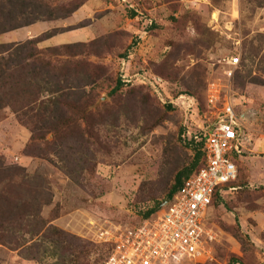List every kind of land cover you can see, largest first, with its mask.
Returning <instances> with one entry per match:
<instances>
[{
	"label": "rangeland",
	"instance_id": "1",
	"mask_svg": "<svg viewBox=\"0 0 264 264\" xmlns=\"http://www.w3.org/2000/svg\"><path fill=\"white\" fill-rule=\"evenodd\" d=\"M41 1L33 11L32 0H11L39 22L57 23L43 40L84 35L48 48L40 42L43 51L70 49L46 52L45 73L37 63L25 94L34 111L24 120L0 110V166L23 170L21 213L39 212L0 231V264H105L111 248L100 233L139 226L164 205L177 173L200 167L202 158L193 169L201 140L216 120L206 95L217 82L244 119V150L231 153L237 178L211 209L208 256L176 264H264V0ZM88 3L94 12L70 21ZM6 34L0 45L27 42L8 43ZM141 74L165 81L160 97L140 87ZM22 121L55 131L34 141ZM41 200L49 202L37 209Z\"/></svg>",
	"mask_w": 264,
	"mask_h": 264
},
{
	"label": "built area",
	"instance_id": "2",
	"mask_svg": "<svg viewBox=\"0 0 264 264\" xmlns=\"http://www.w3.org/2000/svg\"><path fill=\"white\" fill-rule=\"evenodd\" d=\"M129 9L135 8L129 6ZM239 64V57L230 58L231 70L226 75L231 77ZM121 65L125 67V61ZM136 77L140 85L150 87L157 97L164 92L165 82L155 75ZM121 79L123 83H131L127 74ZM220 87L219 82L210 84L206 95L207 107L215 111L216 120L204 135L205 165L185 181L171 200L166 199L169 202L165 206L139 226L101 232L99 241L111 248L105 264H176L183 259L208 256L205 246L216 241V234L208 223L213 199L217 193L222 196L226 186L236 180L237 166L230 155L243 152L245 135L244 119L237 114L230 99H222ZM179 100L184 106L185 100L188 101L190 107V98L181 96Z\"/></svg>",
	"mask_w": 264,
	"mask_h": 264
},
{
	"label": "trees",
	"instance_id": "3",
	"mask_svg": "<svg viewBox=\"0 0 264 264\" xmlns=\"http://www.w3.org/2000/svg\"><path fill=\"white\" fill-rule=\"evenodd\" d=\"M14 1H18L19 3H21L24 0H14ZM32 1L34 2V3L31 2L33 11L34 9L36 10V8L37 9L41 8L39 6L40 2H42L41 0H32ZM15 5L16 3L11 2V0H0V35L24 27H29L40 21L38 17L39 15L37 13L33 12L32 10L30 11L28 9L27 10L23 9L22 6H20L21 8L19 7L17 8V6ZM76 10L77 8L73 10V12ZM42 40L43 38L39 37L37 39L27 41L22 45H16V46L0 45V110L6 107H10L16 114L19 115V118H22L23 120L29 113H32L34 111L32 109H30V111H27L31 107V101L25 100L26 87L32 86V83L35 79V71L40 64H42L41 70L44 73L47 71L50 65V63H44L41 58L45 55L46 52H51L53 55H58V51L70 49L69 46H64L62 49L59 50H48V51L39 50L38 44ZM140 87H143L152 93L150 87L144 85H140ZM48 94L53 96L56 93L49 92ZM50 99L52 100H47V102L54 104L55 103L54 101L56 99L55 100L54 98H50ZM206 104H207V99H206ZM22 122H24L26 126L31 127L34 141L44 137L45 134H42L43 131L45 132L46 130L50 132L55 131L54 130L55 125L52 124H48L46 125V127L39 128L35 124H31L25 121ZM204 144H205V136L201 140L200 150L198 155H196L193 169L197 166L199 159L202 158L200 167L197 170L195 169V171L191 169L185 172L181 171L177 173L176 176L174 177L173 184L166 196V199L171 200L173 196L183 187L185 181L188 180L190 177L194 176L195 174H197L201 170V168H203V166L205 165ZM22 171L23 170L18 167H10L5 169L2 166H0V231H2V233L8 231L10 228H14V227L22 228L27 224L26 223L27 219L37 220L39 217V212L36 213V211H31L30 208H27L29 209L27 210L28 213L27 212L21 213V210L23 208L19 196L20 193L23 191L22 188H24L25 186V183L23 185L24 176L22 175ZM229 185L230 184H228L226 187L228 188ZM16 188L19 190H14ZM12 192L13 194H11ZM35 192L37 193V189H35ZM37 195H41V194L38 193ZM17 199L20 200L19 202H16L17 207L11 208L10 205L14 202V200L17 201ZM33 199L34 197L32 196L31 203H33ZM220 199L221 196L217 193L214 196L211 209L220 202ZM46 202L48 203L49 200H45V201L41 200V203L37 205V209L38 208L40 209L42 205L45 204ZM159 210L160 208L158 207L157 209L147 212L146 219L155 215ZM209 219H210V215L208 217V223H209ZM0 240H1V235H0ZM107 258L108 257H106V259ZM234 263L236 262L234 261Z\"/></svg>",
	"mask_w": 264,
	"mask_h": 264
},
{
	"label": "crops",
	"instance_id": "4",
	"mask_svg": "<svg viewBox=\"0 0 264 264\" xmlns=\"http://www.w3.org/2000/svg\"><path fill=\"white\" fill-rule=\"evenodd\" d=\"M94 12L93 6L91 3H88V6H85L84 8L80 9L78 12H76L71 18L70 21H75V19L80 17V13H83L84 15L88 14L89 15ZM110 17L105 16L100 18L99 24L102 25L101 23L109 22ZM57 26L56 22H38L35 23L29 27H25L10 33H7L5 35V39L7 40L8 43H17V42H25L28 40H34L39 37H42L46 33L50 32L51 30L55 29ZM78 31H72V32H66V33H59L51 38H47L45 40H42L40 43V48H48V47H53V46H60L63 44H68L65 42L69 43H76L78 42L77 37H82L84 32H80L77 34ZM64 35H68L70 40L66 39V37H62ZM89 35V33H88ZM67 36V37H68ZM61 40V41H60ZM244 150V147H243Z\"/></svg>",
	"mask_w": 264,
	"mask_h": 264
},
{
	"label": "water",
	"instance_id": "5",
	"mask_svg": "<svg viewBox=\"0 0 264 264\" xmlns=\"http://www.w3.org/2000/svg\"><path fill=\"white\" fill-rule=\"evenodd\" d=\"M168 202H169V200H166L165 203H164V205H162V207L165 206Z\"/></svg>",
	"mask_w": 264,
	"mask_h": 264
}]
</instances>
